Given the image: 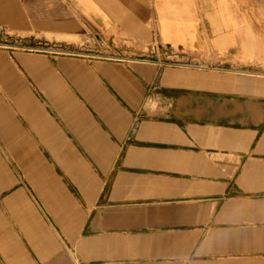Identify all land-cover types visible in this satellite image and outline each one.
I'll use <instances>...</instances> for the list:
<instances>
[{"label":"crops","instance_id":"crops-1","mask_svg":"<svg viewBox=\"0 0 264 264\" xmlns=\"http://www.w3.org/2000/svg\"><path fill=\"white\" fill-rule=\"evenodd\" d=\"M255 76L264 0H0V264H264Z\"/></svg>","mask_w":264,"mask_h":264},{"label":"built area","instance_id":"built-area-1","mask_svg":"<svg viewBox=\"0 0 264 264\" xmlns=\"http://www.w3.org/2000/svg\"><path fill=\"white\" fill-rule=\"evenodd\" d=\"M148 51L150 54L162 57V60L165 62H170L173 64H187V62L177 59L173 52L159 43L151 44L148 48Z\"/></svg>","mask_w":264,"mask_h":264},{"label":"rangeland","instance_id":"rangeland-1","mask_svg":"<svg viewBox=\"0 0 264 264\" xmlns=\"http://www.w3.org/2000/svg\"><path fill=\"white\" fill-rule=\"evenodd\" d=\"M255 74H256V73H255ZM254 78H258V79H259V78H260V79L262 78V79H263L264 76H260V77L255 76ZM242 98H243V97H242ZM244 98H246V97H244Z\"/></svg>","mask_w":264,"mask_h":264}]
</instances>
